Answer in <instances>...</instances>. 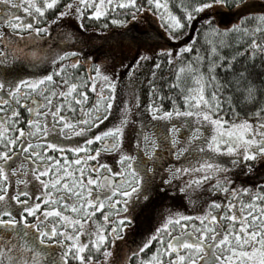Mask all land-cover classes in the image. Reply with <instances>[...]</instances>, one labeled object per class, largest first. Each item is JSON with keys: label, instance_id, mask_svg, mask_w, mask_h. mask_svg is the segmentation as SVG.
<instances>
[{"label": "snow or ice", "instance_id": "obj_1", "mask_svg": "<svg viewBox=\"0 0 264 264\" xmlns=\"http://www.w3.org/2000/svg\"><path fill=\"white\" fill-rule=\"evenodd\" d=\"M217 7L225 0H0V264H264V176L237 184L264 163V11L241 17L249 27L221 29ZM117 9L133 21L151 14L167 40L191 42H145L130 58L102 62L82 61L75 44L47 43L78 41L59 29L73 20L80 30L102 18L126 25ZM230 31L244 41L228 56L223 39L207 40L204 54L196 47ZM43 62L42 73L19 74ZM82 64L86 77L66 71ZM162 67L171 80L158 77ZM233 94L251 110L237 111ZM113 154L115 169L103 159ZM165 154L182 163L169 165L163 184L209 198L191 212L166 211L124 253L116 240L135 205L150 200ZM106 208L114 211L97 221Z\"/></svg>", "mask_w": 264, "mask_h": 264}, {"label": "rangeland", "instance_id": "obj_2", "mask_svg": "<svg viewBox=\"0 0 264 264\" xmlns=\"http://www.w3.org/2000/svg\"><path fill=\"white\" fill-rule=\"evenodd\" d=\"M248 3V9H245L241 7L239 10H237L236 6L234 8H228L226 7H217L215 10V19L217 20V23L221 27H231L233 24H235L240 17L243 15H246L248 11H255L260 12L264 11V0H247ZM142 15V14H141ZM144 17V16H143ZM145 18H149V21L146 25L148 29L153 31V37L154 38H161L159 37L162 35L163 29H161L157 18H155L151 14H147ZM74 22V27H66L65 24L59 25L60 31H64L66 28L68 30H74L79 35L78 41H68L66 44L62 42L60 43H54L53 41H47L48 44L52 45L53 51H59L60 47H64V50H68L69 47H71L73 44H75V47L78 51H80L82 57L80 59L83 61L84 56H90L89 51L92 50L93 46V37L94 34H86L83 30L76 28V22ZM137 21H134L133 23L138 24ZM53 29V40L56 39L58 36L57 32V26L52 27ZM150 33V31H149ZM43 36V34H41ZM109 36L115 40L118 44L124 45L123 48L118 49V53L123 57L121 54L123 53H129V50L131 51L133 48L132 46L138 44L141 45L143 48L145 47V42L151 45L153 47L152 43H149V41L145 38L144 33L138 34L137 32H121L117 31L113 34H109ZM149 36V34H148ZM136 37L138 38L135 43L131 44L132 38ZM150 38V37H148ZM119 46V45H118ZM89 54V55H87ZM94 59L96 62H100L105 57L102 55L99 57V55L94 56ZM40 67V66H39ZM123 75V74H121ZM55 135V134H54ZM76 138H72V142H75ZM150 141L145 142V148L150 147ZM94 147H99V143H94ZM28 153H25L24 155H27ZM70 158H72V154L69 153ZM104 159V157H103ZM163 158L159 161V165H162ZM182 163V161L180 162ZM180 163L175 164L174 166H179ZM186 163V162H184ZM114 169L116 168V165L114 162L112 163ZM159 165H154V167L157 168L158 174L153 181L152 189H151V198L149 201H145L141 199L139 203H137L132 209V223H129L128 221H125V224H127V228L125 229L123 233V239H117L116 240V246L121 249L124 253H129V250L134 251L136 248V245L144 238H146L147 234L150 233L154 227L158 224V222L161 220L162 215L168 211V210H181L185 212H191L193 209L196 208V204H202L204 199L209 198V193L206 189H192L188 190L185 193H179L176 191L177 187L182 186L181 184H177L175 180H173L171 186H165L163 184L164 180L168 179V168H165L161 166V168L158 169ZM261 176H264V163L259 164V166L256 168L255 173L252 175H248L247 173H241L239 175V179L237 180V184H252V183H259V179ZM163 188L164 191L161 192L160 189ZM224 196L223 193H220L219 195H216L215 193L212 194V198H222ZM195 201V203H193ZM109 211L110 213L114 210L112 209H101L99 212L96 213V220L99 221L101 219V215L103 212ZM111 219V216H110Z\"/></svg>", "mask_w": 264, "mask_h": 264}, {"label": "trees", "instance_id": "obj_3", "mask_svg": "<svg viewBox=\"0 0 264 264\" xmlns=\"http://www.w3.org/2000/svg\"><path fill=\"white\" fill-rule=\"evenodd\" d=\"M173 2H175V0H173ZM237 2H238V0H225V4L228 8H234L236 6ZM47 15H48L49 19H51L53 16L52 10H49ZM114 15H115L116 19H126L128 21V23L126 25L113 24L111 22L110 18L109 19L102 18L99 21H96V20H87L86 21L85 30H83V31L86 34H94V37H93L94 43L92 46V50L89 51L90 57L94 58V56L96 57V55H99V57H101L103 55L105 58L106 57L111 58L112 56H115L116 59L119 60L121 58H130L133 55H135V53L137 51V45L138 44L132 46L133 49L131 51L129 50V53L121 54L123 57H121V56L118 57V55H120L118 53V49L121 47L123 48L124 45L120 46V44H118L116 42L117 40H115L109 36L110 33L113 34V33L117 32L118 30L121 32H124V33H127V32H137L138 34L144 33V36L149 41V43H152V41H156L160 44H166L167 46H170V47H179L181 43L191 42V41H189L188 36H185L184 40H182V41H170V40H167L163 35L159 36L161 38H154L153 37V31H151L150 29H148L146 27V25L149 21V18H145V16H147V14H142L141 18L137 19L138 24L133 23L134 21L131 19L130 16H124L122 14L121 10H119V9H117V11H116V13H114ZM244 16L245 15H243L242 17H244ZM137 20H135V21H137ZM215 22L217 23L216 19H215ZM251 23H252L251 21H242L241 17H240V19L235 24L239 25L240 27H249ZM73 24H74V22L71 21L67 25L65 24V26L66 27H74ZM199 25H200V22H197L196 27L199 28ZM52 27H56V25H53ZM97 28H99L100 31H96ZM220 28L221 29H225V28L231 29V27H221V26H220ZM149 31H150V33H149ZM148 34H149V36H148ZM188 35L189 36H195L196 33L192 32V33H189ZM148 37H150V38H148ZM219 39L224 40V47H223L222 51H223V54L225 56H228L231 53L235 52L237 50V48H239L244 41V38L241 37L239 32L230 31L224 37L209 36L206 38H201L196 43V47L200 49L201 54H204L206 49L208 48V44L206 43V41L207 40H219ZM131 44H133V43H131ZM152 44H153V48L156 47V43H152ZM140 47L143 48L141 45H140ZM89 54H87V55H89ZM80 57H82V55H80ZM102 61H100V62H102ZM259 64H260V61L257 60V65H259ZM48 68H49V65L46 62L38 64L36 69H33L30 64L25 63L19 74L20 75H27V74H32L33 72L42 73L45 69H48ZM66 71L71 76L84 75L86 77L87 66L82 64L78 69H66ZM158 77H164L166 80L172 79V76L168 73L166 67H162L161 70H158ZM89 95H90V97L93 96V94L91 92L89 93ZM178 103H179V100H178ZM233 103L236 104L237 111H240L241 113H246L247 111L251 110L247 105L240 104L238 101V97H236L235 94H233ZM170 106H171L170 103H165V108H168ZM225 107H227V100H225ZM25 115H26V113H25ZM76 115L77 116L79 115L78 109H77ZM162 158H163V161L161 164H162V167H164V170H165V168L169 167V165H175V164H178L181 162V161L178 162L174 157L167 155V154H165ZM104 159H107L109 163H113L114 162V154L109 155V156H105ZM159 168H161L160 165H159L158 169ZM199 206H200V204H196L195 209H198ZM145 251L147 252L148 250H145ZM99 258L100 257L97 256V259H99ZM132 259H133V264H135L134 258H132Z\"/></svg>", "mask_w": 264, "mask_h": 264}]
</instances>
